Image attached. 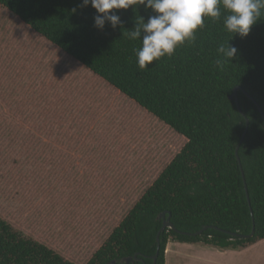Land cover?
<instances>
[{
	"label": "trees",
	"instance_id": "obj_1",
	"mask_svg": "<svg viewBox=\"0 0 264 264\" xmlns=\"http://www.w3.org/2000/svg\"><path fill=\"white\" fill-rule=\"evenodd\" d=\"M0 9L95 80L90 123L44 122L38 136L46 145L62 150L68 127L106 141L104 120L117 110L170 154L141 191L137 182L149 167L139 160H45L46 146L44 160H16L13 179L0 178V264H112L134 254L142 261L129 264H165L170 241L239 249L264 239V10L241 38L225 29L221 7L219 20L204 18L194 43L141 70V40L126 34L156 15L150 8L112 10L121 22L112 28L106 21L103 29L82 0H0ZM228 42L237 54L221 70L217 48ZM3 83L0 67V114L13 116L18 105L5 103L15 98ZM235 86L238 106L229 97ZM163 211L176 230L160 234L153 261ZM116 212L124 213L114 223ZM252 226L253 235L242 237Z\"/></svg>",
	"mask_w": 264,
	"mask_h": 264
},
{
	"label": "rangeland",
	"instance_id": "obj_2",
	"mask_svg": "<svg viewBox=\"0 0 264 264\" xmlns=\"http://www.w3.org/2000/svg\"><path fill=\"white\" fill-rule=\"evenodd\" d=\"M3 13L0 9L3 92L15 98L5 103L17 104L19 113L13 116L6 112L0 114V178L8 174L9 180L13 179L11 168L16 160H44L46 146L45 149L51 151L45 160H86L84 163L89 165L95 160L96 166L108 155L111 160H139L141 166L149 167L143 169L145 171L137 182L140 191L144 189L170 154L166 155L161 140H152L141 127L133 126V122H128L117 110L111 111L104 120L109 130L106 141L107 137H104L95 142L96 135L94 137L91 131L84 135L83 131L68 127L62 135L65 147L60 150L58 145H46L38 136L44 131V122L62 121L74 126L84 121L90 123L87 115L95 109V80L26 28L14 20H5ZM27 118L35 119V124ZM84 173L87 180L93 179L90 170ZM93 202L95 197L89 203ZM51 206L53 208L54 204ZM123 213L116 212L114 223ZM182 259L183 263L178 264H203L197 259ZM259 263L264 264V258ZM166 264H174L171 253L166 256Z\"/></svg>",
	"mask_w": 264,
	"mask_h": 264
},
{
	"label": "clouds",
	"instance_id": "obj_3",
	"mask_svg": "<svg viewBox=\"0 0 264 264\" xmlns=\"http://www.w3.org/2000/svg\"><path fill=\"white\" fill-rule=\"evenodd\" d=\"M82 4H91L96 9L98 15L94 17V25L100 29H103L106 21L112 28L121 22L112 10L143 5L156 13L147 22L143 17L136 21L134 30L126 34L129 40H141V47L135 50L141 70L154 60L171 57L175 49L185 42L194 43L195 32L203 27L204 18L219 20L221 7L228 13L224 19L225 29L241 38L248 35L264 10V0H82ZM217 53L216 66L223 70L224 65L236 56L237 49L228 42L227 46L219 45Z\"/></svg>",
	"mask_w": 264,
	"mask_h": 264
},
{
	"label": "crops",
	"instance_id": "obj_4",
	"mask_svg": "<svg viewBox=\"0 0 264 264\" xmlns=\"http://www.w3.org/2000/svg\"><path fill=\"white\" fill-rule=\"evenodd\" d=\"M171 253L174 264L183 263V257L197 259L203 264H260L264 258V239L239 249H219L202 243L168 242L166 256Z\"/></svg>",
	"mask_w": 264,
	"mask_h": 264
},
{
	"label": "water",
	"instance_id": "obj_5",
	"mask_svg": "<svg viewBox=\"0 0 264 264\" xmlns=\"http://www.w3.org/2000/svg\"><path fill=\"white\" fill-rule=\"evenodd\" d=\"M240 87L239 86H235L233 88V92L232 94L229 96L230 99H234L236 105L238 106V97H237V90L239 89ZM244 94L246 96H248L250 99H252L247 93L244 92ZM260 113H261V116L263 117L264 119V115H263V112L261 109H259ZM247 125H248V121L246 120V126H245V129L241 135V138L237 144V147H236V150L238 149V147L240 146L241 142L243 141L244 139V136L246 134V129H247ZM236 157H237V160L240 164V161H239V156L236 154ZM241 172H242V168H241ZM166 212L163 211L160 213L159 215V218L161 219L162 221V224H161V227L159 228L157 234H156V252L155 254L152 256V259L153 261H155L156 257H157V253H158V248H159V244H160V234L165 230V229H173V230H176L173 223L171 222L170 220V213H168L167 217L165 216ZM207 229V226H204L203 228H201L200 230H198L196 233L194 234H200L203 230ZM254 233V226H252V229L250 231L249 234L247 235H242V237L244 238H248V237H251ZM135 260H139V261H142V257H138L137 254H134L133 256H128V257H124L123 259H121L119 262H112V264H129V263H133Z\"/></svg>",
	"mask_w": 264,
	"mask_h": 264
}]
</instances>
